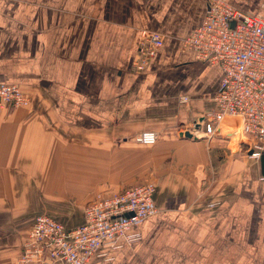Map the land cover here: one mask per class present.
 I'll list each match as a JSON object with an SVG mask.
<instances>
[{"label": "crops", "instance_id": "0c3cea01", "mask_svg": "<svg viewBox=\"0 0 264 264\" xmlns=\"http://www.w3.org/2000/svg\"><path fill=\"white\" fill-rule=\"evenodd\" d=\"M227 1L264 15V0ZM205 12L206 0H0V84L31 103L0 109V205L18 188L11 180H27L50 203L71 198L81 214L73 228L98 192L151 180L158 214L137 225L141 240L103 248L89 264L226 263L233 245H260L253 255L264 260V158L249 159L226 137L236 120L210 141L186 137L214 106L221 79L182 46ZM143 31L162 46L137 74ZM148 131L158 133L155 145L132 141ZM33 220L19 239L0 240V264L19 255Z\"/></svg>", "mask_w": 264, "mask_h": 264}, {"label": "built area", "instance_id": "2783aa9c", "mask_svg": "<svg viewBox=\"0 0 264 264\" xmlns=\"http://www.w3.org/2000/svg\"><path fill=\"white\" fill-rule=\"evenodd\" d=\"M162 46L158 33L143 31L134 71L144 73ZM197 61L221 71L214 106L191 121L186 133L193 139L210 141L219 135L226 120L238 128L227 138L235 140L249 159L264 158V15L245 13L227 0H206L203 22L183 41ZM30 102L14 84H0V109L17 108ZM188 106L189 98L180 100ZM156 132H142L132 138L152 146ZM152 185H138L119 192L98 193L84 209V221L66 228L56 217L34 218L19 255L11 264H89L101 249H118L141 240L139 223L155 217Z\"/></svg>", "mask_w": 264, "mask_h": 264}, {"label": "rangeland", "instance_id": "374dc122", "mask_svg": "<svg viewBox=\"0 0 264 264\" xmlns=\"http://www.w3.org/2000/svg\"><path fill=\"white\" fill-rule=\"evenodd\" d=\"M30 104L31 103L29 102L28 104L17 108L23 109L29 107ZM7 108H11V107H6V109ZM121 161H122L121 164L115 168V172L120 175L124 170L127 169V163L123 156L121 157ZM12 167L13 166H8V169L10 170L12 169ZM26 181L27 180H23V181L16 180L15 178H14V182L11 180L10 185L13 183L15 186L18 185L17 186L18 188L16 190H12L13 193L11 194L13 195L6 194L9 200V203L7 205L5 206L0 205V240L2 239V242L9 240L16 235L17 238L19 239V235L21 233L18 234L16 231H19L21 227L26 228L28 224H31L32 219L45 212H50V211L54 212L58 217H60L59 218L60 220L62 219L61 221L63 222L64 226L67 228H70L69 225L67 224L69 223V221L78 222V220L81 217V214L78 211L74 213L71 212L72 205H70L71 203L69 202L71 201L70 197L64 199L60 198L58 199V201H56V203H50L47 199H44V197L39 195V191H37L36 193V191H34L33 189L31 188L28 189L25 185ZM121 182L122 181L119 182L113 181V184L116 183L121 184ZM131 183H133L132 185L134 186L152 185L154 187L151 180L133 181ZM117 190L120 189L119 188L105 189L102 191H117ZM2 198L5 199L4 196ZM83 213H84V209H83ZM24 236H22L23 237L22 241L24 240ZM21 243L19 247L21 246ZM232 247H233V252H231L232 259L230 261L224 263L221 262V259L220 260L216 259L214 260L215 261L214 264H264V260H261L260 258L256 259V256L253 255V251L262 246L233 245ZM241 249H243V252ZM247 250L249 253H247Z\"/></svg>", "mask_w": 264, "mask_h": 264}, {"label": "water", "instance_id": "95a60500", "mask_svg": "<svg viewBox=\"0 0 264 264\" xmlns=\"http://www.w3.org/2000/svg\"><path fill=\"white\" fill-rule=\"evenodd\" d=\"M186 137H187L188 139H193V138H191V136L188 135V134H186ZM234 138H235V135L232 136V139H234ZM195 140H196V139H195Z\"/></svg>", "mask_w": 264, "mask_h": 264}]
</instances>
